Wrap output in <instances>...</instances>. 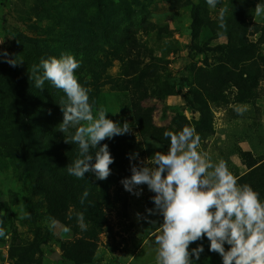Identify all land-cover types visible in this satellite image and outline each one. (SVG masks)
<instances>
[{"label":"rangeland","instance_id":"rangeland-1","mask_svg":"<svg viewBox=\"0 0 264 264\" xmlns=\"http://www.w3.org/2000/svg\"><path fill=\"white\" fill-rule=\"evenodd\" d=\"M257 3L264 5V0L245 7L248 28L240 30L231 22L242 9L233 10V7H239L235 0H219L216 8H211L207 0H0V41H4L0 49L6 50L17 62L16 66H11L0 60V216L3 218L0 227L7 233V238H0V264H9V249L19 242L20 245H31L37 264H76L67 257L64 246L80 241H88L94 246L93 258L85 264H155L153 233L158 228L155 215L146 212V200L151 193L147 186H140L141 195L137 197L124 190L120 182L110 189L112 206L104 211L100 227L96 228L84 219L87 230L82 231L76 219L77 209L66 202L67 209L60 214L66 223L56 220L70 231L65 233L61 227L49 228L48 217L44 216L48 205L43 195L32 191L34 176L28 175L11 154L12 143L6 136L23 123L15 108L19 105L20 89L12 68H17L23 78L24 71L30 72L36 65L32 62L38 47L55 50L53 54L48 52V56L71 53L80 61L75 74L84 76L91 85L89 89L96 94L97 106L93 112L102 107L109 112L107 118L121 125L129 122L130 135L137 143L125 155L130 166L129 154L138 153L139 160H147L155 151H167L168 146L152 138L150 127L142 132L131 120L129 112H123L121 93L113 86L128 77L122 74V62L110 54L112 44L104 39L100 42L103 51L96 60H106L108 67L98 79H94L81 70L85 57L72 49V44L79 41L77 35L81 32L103 33L104 29H109L120 40L129 36L135 38L145 53L138 73L146 74L144 105L156 109L154 123L158 126L171 123L174 110L193 121L199 114L188 108L186 101L194 99L195 84L199 78L218 68L223 71L234 69L231 52L236 51L237 55L246 52L264 69L263 39L259 32H253L254 25H264V14H255ZM193 4H198L206 17L199 38L191 43ZM221 7L227 9L223 22ZM26 56L30 57L29 60ZM105 75L108 76L104 78ZM256 91L253 103H241L235 99V88L227 85L222 100L211 104L213 131L208 134L195 131L200 137L199 150L207 153L213 161H226L236 177L248 171L237 154V148L249 151L255 158H264V73ZM165 94V103L170 108L164 115L158 99ZM55 127L59 129V123ZM190 127L194 128L193 125ZM55 135L58 143L61 142L63 134L58 130ZM132 163H138V160ZM21 205L30 218H21ZM53 252L58 258L51 257ZM194 264H222V260L217 253L206 249Z\"/></svg>","mask_w":264,"mask_h":264},{"label":"trees","instance_id":"trees-1","mask_svg":"<svg viewBox=\"0 0 264 264\" xmlns=\"http://www.w3.org/2000/svg\"><path fill=\"white\" fill-rule=\"evenodd\" d=\"M258 0H235L239 7H233L237 12L231 22L240 29H247L248 24L245 22V7ZM206 12V11H204ZM206 14L198 4L191 7V27L190 39L191 43L195 42L200 35L201 26ZM85 23L83 19L80 20ZM86 24V23H85ZM241 27V28H240ZM89 28V27H88ZM253 32H259L264 43V25H254ZM109 29H104L103 33L85 34L79 33L77 36L79 41L72 44V49L80 52L85 57V64L81 67L88 76L98 79L102 72H106L108 67L107 61L98 62L96 60L99 52L103 51L101 41L104 39L108 44H112L111 55L122 62L124 69L123 75L128 79L120 80L116 83L114 89L121 93V108L123 112H129L131 120L136 126L142 129L150 127L151 136L154 140L167 145L169 141L164 137L165 131H179L184 126H194L199 134H208L213 131V113L211 104L218 103L222 100L223 92L227 85L235 88V99L237 102L246 103L254 102L257 97V85L264 69L261 68L252 56L244 52L242 55L237 52H231V57L235 62V68L223 71L218 68L213 73H207L205 77L199 78L195 84L193 100L186 101L188 108L198 112L199 117L196 120H187L179 111L174 110L171 116V123L158 126L154 123V108L144 105L146 86L144 83L145 73H138V68L145 55L142 46L138 44L135 38L127 36L125 40L115 37ZM102 36V39H98ZM80 40H83L80 42ZM133 48L135 51L132 52ZM38 53L32 63L36 65L41 59L48 58V52L52 54L55 50L47 46L38 47ZM221 50V48H218ZM29 60V56H26ZM102 60V59H101ZM264 62V56L262 57ZM11 71V69H8ZM31 71H24L25 75L19 72L17 68H12L13 76L17 81L20 89L18 99V109L20 119L23 122L16 126L13 130L6 133L7 138L12 143V152L22 165V168L28 175H33L32 191L43 195L48 205V210L44 216L54 217L57 220L61 212L66 211V202L72 204L78 211L83 213L84 219L92 222L96 228L100 227L104 217V211L111 208L112 198L110 189L117 185L123 178L131 175L130 166L127 162L128 151L136 147L134 136L128 134L115 136L111 139H105L102 144H107L109 151L114 158V163L110 165L111 174L105 180H98L94 173H85L84 179H77L67 173L66 166L70 164L79 154L77 144L65 143L66 134L61 137L58 143L57 132L59 129L56 124L62 121V113L59 107V101L64 95L62 91L54 88L50 82L45 81L43 89H38L34 85L31 77ZM79 83L86 87L89 92V103L93 109L97 106V97L92 89L89 81L84 76L76 74ZM108 75H105L106 78ZM104 81V80H103ZM99 85V87L103 84ZM105 84V83H104ZM166 96L163 95L158 99L161 103V112L166 114L168 105H166ZM60 118V122L57 120ZM58 122V123H57ZM63 138V139H62ZM94 156L95 150H90ZM237 154L243 163L247 166L248 171L238 178L239 184H249L252 188L259 192L260 199L264 200V158H255L249 151L237 148ZM42 178V180H39ZM87 190L89 195L81 203L83 192ZM154 193H150L146 200L148 209H153L154 204L151 197ZM157 225L162 222V217L154 214ZM0 220L3 218L0 216ZM1 226V224H0ZM159 226V225H158ZM202 244L204 250H208L209 242L207 238L192 243L191 248ZM66 255L76 264H85L92 260L94 246L88 241H80L75 245L64 246ZM209 251V250H208ZM31 245H24L20 242L12 244L9 249V264H37V260L32 256ZM195 261V259L193 258Z\"/></svg>","mask_w":264,"mask_h":264},{"label":"clouds","instance_id":"clouds-1","mask_svg":"<svg viewBox=\"0 0 264 264\" xmlns=\"http://www.w3.org/2000/svg\"><path fill=\"white\" fill-rule=\"evenodd\" d=\"M218 3L219 0H207L211 8ZM226 11L221 7V22ZM255 14H264V5L257 3ZM0 60L11 66L17 64L3 49ZM79 68L80 61L71 53H61L33 65L29 78L38 89L42 90L48 81L64 94L58 104L62 113L59 131L66 134L65 143L77 144L79 148L77 158L66 166L67 173L84 179L85 173L90 172L96 179L105 180L111 174L114 158L108 145L101 142L131 133L132 128L127 121L121 125L107 118L109 112L102 107L93 112L89 90L75 74ZM163 135L169 141L167 151H155L147 160H139L138 153L129 154L131 175L120 181L124 190L137 197L141 195V185L154 193V208L146 212L162 217L153 233L155 264H194L193 258L199 260L204 248L198 244L190 250V245L205 237L208 250L217 253L222 264H264V200L259 192L249 184H239L226 161H213L202 153L194 128L184 126ZM90 150H95L94 156ZM88 195L85 190L80 202L84 203ZM21 211L22 219L30 218L23 205ZM136 215L140 218L139 213ZM76 219L80 229L86 231L83 213H76ZM48 221L50 229L70 231L54 217H48ZM0 238H7L3 227Z\"/></svg>","mask_w":264,"mask_h":264},{"label":"water","instance_id":"water-1","mask_svg":"<svg viewBox=\"0 0 264 264\" xmlns=\"http://www.w3.org/2000/svg\"><path fill=\"white\" fill-rule=\"evenodd\" d=\"M51 257H52V258H58V255H57L56 252H53V253L51 254Z\"/></svg>","mask_w":264,"mask_h":264}]
</instances>
